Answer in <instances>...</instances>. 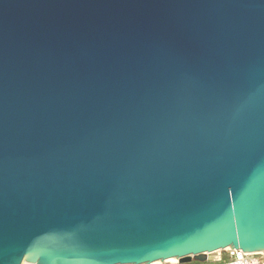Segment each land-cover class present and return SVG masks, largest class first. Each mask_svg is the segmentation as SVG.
Masks as SVG:
<instances>
[{
	"label": "water",
	"instance_id": "obj_1",
	"mask_svg": "<svg viewBox=\"0 0 264 264\" xmlns=\"http://www.w3.org/2000/svg\"><path fill=\"white\" fill-rule=\"evenodd\" d=\"M228 246L264 251V0H0V264Z\"/></svg>",
	"mask_w": 264,
	"mask_h": 264
},
{
	"label": "built area",
	"instance_id": "obj_2",
	"mask_svg": "<svg viewBox=\"0 0 264 264\" xmlns=\"http://www.w3.org/2000/svg\"><path fill=\"white\" fill-rule=\"evenodd\" d=\"M264 251L262 252H247L241 248L225 247L207 252L208 259L198 264H264ZM152 264H180L177 262L157 261Z\"/></svg>",
	"mask_w": 264,
	"mask_h": 264
},
{
	"label": "rangeland",
	"instance_id": "obj_3",
	"mask_svg": "<svg viewBox=\"0 0 264 264\" xmlns=\"http://www.w3.org/2000/svg\"><path fill=\"white\" fill-rule=\"evenodd\" d=\"M199 261H197L196 259H193L191 262L189 263H180V264H198ZM213 264V263H212Z\"/></svg>",
	"mask_w": 264,
	"mask_h": 264
},
{
	"label": "bare ground",
	"instance_id": "obj_4",
	"mask_svg": "<svg viewBox=\"0 0 264 264\" xmlns=\"http://www.w3.org/2000/svg\"><path fill=\"white\" fill-rule=\"evenodd\" d=\"M263 253H264V252H263ZM166 261H168V262H177L178 259H176V258L174 257V258L167 259Z\"/></svg>",
	"mask_w": 264,
	"mask_h": 264
},
{
	"label": "snow or ice",
	"instance_id": "obj_5",
	"mask_svg": "<svg viewBox=\"0 0 264 264\" xmlns=\"http://www.w3.org/2000/svg\"><path fill=\"white\" fill-rule=\"evenodd\" d=\"M164 255H170V254H164Z\"/></svg>",
	"mask_w": 264,
	"mask_h": 264
}]
</instances>
